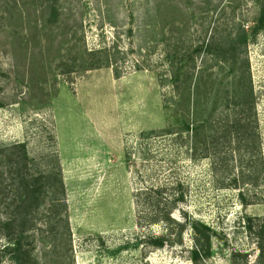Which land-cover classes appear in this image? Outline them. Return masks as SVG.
I'll return each instance as SVG.
<instances>
[{
	"label": "rangeland",
	"instance_id": "374dc122",
	"mask_svg": "<svg viewBox=\"0 0 264 264\" xmlns=\"http://www.w3.org/2000/svg\"><path fill=\"white\" fill-rule=\"evenodd\" d=\"M260 3L0 0V146L26 142L41 169L55 170L63 181L67 226L54 233L53 264H264L263 174L257 187L224 188L251 165L232 161L228 137L219 138L225 169L215 173L210 160L194 157L191 133L181 147L174 136H157L172 119L155 72L164 52L158 40L165 37L170 52L193 53L198 68L214 74L216 95L230 94L229 52L246 54L262 156L255 164L264 171V30L250 34ZM113 45L120 51L119 77L114 66H78L84 47ZM176 181L187 194L173 213L180 224L152 223L146 191ZM47 206L39 210L42 223ZM166 234L168 244L152 245ZM206 236L210 256L193 259L197 239L206 247ZM5 243L0 240V249Z\"/></svg>",
	"mask_w": 264,
	"mask_h": 264
},
{
	"label": "trees",
	"instance_id": "16d2710c",
	"mask_svg": "<svg viewBox=\"0 0 264 264\" xmlns=\"http://www.w3.org/2000/svg\"><path fill=\"white\" fill-rule=\"evenodd\" d=\"M260 1V13L250 31L253 35L264 30V0ZM161 31L165 32V24ZM243 32L242 40L245 42L248 33ZM158 41L163 44L164 52L160 53L161 64L155 72L161 86L166 89L165 107L172 122L157 136H174L175 144L181 147L185 135L191 133L194 157L210 160L215 173L225 169L219 138L228 137L225 147H230L232 161L250 159L251 165L241 166L239 175L230 179V184L223 182V187L242 189L261 185V173L264 176V171L259 168V163L255 164L262 159L257 144V98L247 55L229 52L234 67V91L230 94L218 91L216 95L214 74L198 68L193 53L185 56L182 52H170L165 45V37ZM117 52H120L118 45H113L111 50L107 47H84L78 66L83 70L114 66V73L119 77L122 66ZM222 102L226 109L221 111ZM255 159L258 161H253ZM146 193L152 196V223L180 224L173 213L186 200L181 181L152 185ZM46 204V219L42 223L39 210ZM65 205L62 179L55 170L41 169L26 142L0 146V240L6 241L0 249V260L6 259L11 264H53L59 251L54 233L59 225L67 226L63 211ZM181 227L180 233H183L185 224ZM194 228L202 234L197 226ZM151 241L153 246L162 248L170 240L166 234ZM209 241V236H206L204 242L207 246L204 247L201 239H197L196 248L192 251L193 259L210 256ZM259 248V259L264 262V242H259Z\"/></svg>",
	"mask_w": 264,
	"mask_h": 264
}]
</instances>
